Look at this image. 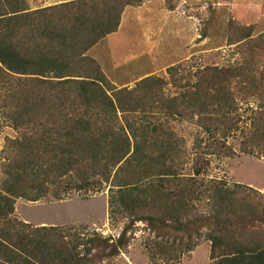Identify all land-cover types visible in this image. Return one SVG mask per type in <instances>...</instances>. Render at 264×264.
I'll list each match as a JSON object with an SVG mask.
<instances>
[{
	"label": "trees",
	"instance_id": "trees-1",
	"mask_svg": "<svg viewBox=\"0 0 264 264\" xmlns=\"http://www.w3.org/2000/svg\"><path fill=\"white\" fill-rule=\"evenodd\" d=\"M143 2L32 10L26 0H0V113L16 132L0 183V264H117L138 223L151 235L148 254L165 263L179 264L206 241L212 264H264L263 198L208 178L212 157L235 156L228 141L237 135L240 154L264 157V109L250 111L247 124L238 112L239 102L264 101V66L255 61L264 35L248 41L252 31L242 27L243 61L234 65H178L167 80L116 88L89 52ZM188 123L201 133L189 167L178 131ZM106 188L111 225L122 224L117 238L13 218L18 199Z\"/></svg>",
	"mask_w": 264,
	"mask_h": 264
},
{
	"label": "rangeland",
	"instance_id": "rangeland-1",
	"mask_svg": "<svg viewBox=\"0 0 264 264\" xmlns=\"http://www.w3.org/2000/svg\"><path fill=\"white\" fill-rule=\"evenodd\" d=\"M26 1L34 10L73 0ZM242 27L252 31L248 41L257 42L264 35V0H144L140 6L125 10L117 32L99 42L89 56L99 62L116 88H133L147 77L167 80L168 70L173 66L183 65L182 69L191 71L242 62V54L238 52L241 43H236ZM255 61L264 66L263 50H256ZM166 88L168 94L177 93L171 85ZM238 107L241 119L246 122L250 111L264 109V101L249 105L239 102ZM178 131L187 150L182 161L189 167L198 152L201 133L189 123L178 126ZM15 138L16 132L0 113V183L4 166L12 155L7 139ZM240 140L237 135L228 141L234 146L235 156L211 158L208 178L250 187L264 200V157L240 154ZM204 145L202 142L201 146ZM13 218L33 228L54 226L79 233L95 231L114 238L122 227L119 224L115 228L109 220L108 188L96 193L72 192L64 197L49 195L36 202L18 199ZM149 238L146 224H136L129 246L116 263L172 264L151 258L144 246ZM179 264H212L209 242L201 241Z\"/></svg>",
	"mask_w": 264,
	"mask_h": 264
}]
</instances>
